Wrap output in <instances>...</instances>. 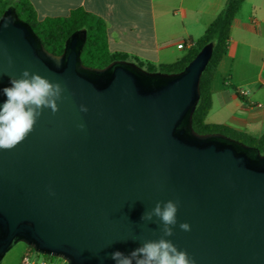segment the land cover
<instances>
[{"label":"water","instance_id":"1","mask_svg":"<svg viewBox=\"0 0 264 264\" xmlns=\"http://www.w3.org/2000/svg\"><path fill=\"white\" fill-rule=\"evenodd\" d=\"M6 21L0 90L29 69L60 82L66 99L55 114L44 109L16 148L0 150V260L24 242L67 264H115L110 253L160 238L141 217L173 200L177 225L166 239L196 264H264V147L193 127L214 41L177 73L123 59L98 68L81 60L86 29L56 55L14 6Z\"/></svg>","mask_w":264,"mask_h":264},{"label":"crops","instance_id":"2","mask_svg":"<svg viewBox=\"0 0 264 264\" xmlns=\"http://www.w3.org/2000/svg\"><path fill=\"white\" fill-rule=\"evenodd\" d=\"M29 1L40 19L66 16L79 8L101 17L112 52L142 65H159L185 56L228 0ZM180 43L184 47L179 48ZM218 73L221 80L216 82ZM241 90L247 92L242 98ZM211 91L208 123L264 134V0H243Z\"/></svg>","mask_w":264,"mask_h":264},{"label":"trees","instance_id":"3","mask_svg":"<svg viewBox=\"0 0 264 264\" xmlns=\"http://www.w3.org/2000/svg\"><path fill=\"white\" fill-rule=\"evenodd\" d=\"M243 4V0H228L224 10L206 28L187 54L172 63L146 65L150 72L177 73L197 55L207 43L214 41L211 59L202 72L200 80V99L193 113V127L200 133H222L247 145L263 149L264 134L255 136L222 124H211L206 118L212 108L211 84L216 70L227 52L231 24ZM14 6L20 19L27 22L41 39L44 47L56 55L64 51L67 38L76 30L86 29L87 38L81 53L82 63L89 67L102 68L114 60H127V56L111 51L108 43L107 25L101 18L84 9H74L68 15L40 19L29 0H0V17L9 7ZM190 42L192 39H189ZM184 45V44H183ZM143 67L142 64L138 63ZM242 98L243 95L238 93ZM28 249L36 252L32 247ZM37 253V252H36ZM38 255L59 260L51 255Z\"/></svg>","mask_w":264,"mask_h":264},{"label":"clouds","instance_id":"4","mask_svg":"<svg viewBox=\"0 0 264 264\" xmlns=\"http://www.w3.org/2000/svg\"><path fill=\"white\" fill-rule=\"evenodd\" d=\"M4 22L3 28H7ZM11 63V59L9 60ZM2 75V74H0ZM10 86L0 92L6 97L0 105V150L10 151L21 144L34 130L37 120L44 109H50L52 114L59 111L58 101L66 97L65 87L60 82H52L48 78L25 69L19 78L10 76ZM81 112H87L86 106H80ZM84 129V124H79ZM179 202L168 200L156 202L151 211H145L141 217L144 222L159 225L160 238L145 240L140 246L125 255L121 251L110 253L109 258L115 264H196L186 250H180L166 237L174 235L177 225ZM154 217L156 218L154 220ZM182 231H191L187 222L180 223Z\"/></svg>","mask_w":264,"mask_h":264},{"label":"rangeland","instance_id":"5","mask_svg":"<svg viewBox=\"0 0 264 264\" xmlns=\"http://www.w3.org/2000/svg\"><path fill=\"white\" fill-rule=\"evenodd\" d=\"M131 62L138 64L137 61H134V60ZM142 68L147 70L146 68L148 67L146 65H143ZM216 79H217L216 82L218 81V79H220L219 73L216 75ZM27 250H28V245L25 244L24 242L16 243L0 260V264H20L21 259Z\"/></svg>","mask_w":264,"mask_h":264},{"label":"built area","instance_id":"6","mask_svg":"<svg viewBox=\"0 0 264 264\" xmlns=\"http://www.w3.org/2000/svg\"><path fill=\"white\" fill-rule=\"evenodd\" d=\"M178 47L182 48L184 47V45L180 43ZM240 93L242 95L247 94V92L243 90H241ZM20 264H67V262L61 258L59 260L48 259L28 249L26 253L23 255Z\"/></svg>","mask_w":264,"mask_h":264}]
</instances>
